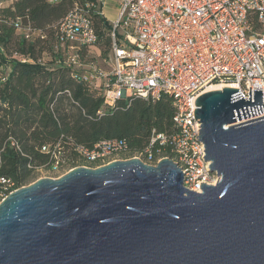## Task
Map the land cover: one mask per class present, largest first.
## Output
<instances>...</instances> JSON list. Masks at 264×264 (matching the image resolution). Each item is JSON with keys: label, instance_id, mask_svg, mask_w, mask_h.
I'll list each match as a JSON object with an SVG mask.
<instances>
[{"label": "water", "instance_id": "obj_1", "mask_svg": "<svg viewBox=\"0 0 264 264\" xmlns=\"http://www.w3.org/2000/svg\"><path fill=\"white\" fill-rule=\"evenodd\" d=\"M237 88L194 104L204 161L219 175L184 188L168 157L75 166L0 203V264H264V116ZM198 121V122H199Z\"/></svg>", "mask_w": 264, "mask_h": 264}, {"label": "built area", "instance_id": "obj_2", "mask_svg": "<svg viewBox=\"0 0 264 264\" xmlns=\"http://www.w3.org/2000/svg\"><path fill=\"white\" fill-rule=\"evenodd\" d=\"M110 1L73 3L55 26L56 61L72 69L71 77L90 93L102 97L104 108L120 101L129 106L135 97L152 102L167 97L173 109L171 124L164 131L152 128L140 150L116 138L102 139L92 148L72 144V153L60 141L43 145L40 151L50 164L35 172L44 170L56 178L80 164L96 167L138 158L155 165L168 157L180 168L184 188L200 193L201 183L214 185L219 175L204 161L194 101L207 86L221 84L237 88L244 100L250 87L251 102L253 90H262L264 106V0H113L115 9L106 14ZM95 15L109 22V49L101 62L90 49L98 42ZM12 24L25 38L39 34L18 20ZM262 116L264 111L234 124ZM21 186L0 176V203Z\"/></svg>", "mask_w": 264, "mask_h": 264}, {"label": "trees", "instance_id": "obj_3", "mask_svg": "<svg viewBox=\"0 0 264 264\" xmlns=\"http://www.w3.org/2000/svg\"><path fill=\"white\" fill-rule=\"evenodd\" d=\"M75 1L13 0L0 6V176L17 185L28 182L35 169L49 166V156L40 151L43 145L60 141L72 153V144L92 148L102 139L116 138L140 150L152 128L164 131L171 124L173 109L165 96L154 102L135 97L129 106L120 101L104 108L102 97L90 93L71 77L72 69L56 61L59 54L51 43L46 46L52 59L41 61L47 32L54 42L57 22ZM14 20L39 34L33 39L17 35ZM93 26L97 44L105 46L104 56L109 22L95 15Z\"/></svg>", "mask_w": 264, "mask_h": 264}, {"label": "rangeland", "instance_id": "obj_4", "mask_svg": "<svg viewBox=\"0 0 264 264\" xmlns=\"http://www.w3.org/2000/svg\"><path fill=\"white\" fill-rule=\"evenodd\" d=\"M13 0H0V6H5L7 4H10ZM115 6H116V3L115 1H110L108 2V6L104 8V11L106 14H109V13H113L114 9H115ZM16 34L18 35L19 32L18 31H15ZM36 35H32V39L35 38ZM48 44L46 43H43L42 45L44 46L45 49L41 50V53H40V58L43 62H50V60L52 59L51 56L49 55L50 54V50L48 47H50V43L52 44V46H54V43L55 41L53 42V34L51 32H47V38H46V41ZM48 45V47L46 46ZM105 48V46L102 44V43H99V44H96L95 46L91 47V51L94 52L95 54H99L98 58L99 59V62H101V58L103 57V49ZM102 56V57H101ZM105 56V55H104ZM82 165V164H80ZM49 174L46 172V171H37V172H34L32 177L30 178V180L28 182H26L24 185H27L31 182H33L34 180H36L37 178H40V177H48Z\"/></svg>", "mask_w": 264, "mask_h": 264}, {"label": "bare ground", "instance_id": "obj_5", "mask_svg": "<svg viewBox=\"0 0 264 264\" xmlns=\"http://www.w3.org/2000/svg\"><path fill=\"white\" fill-rule=\"evenodd\" d=\"M223 85L221 84H212L206 87L207 90H213V89H219L221 88Z\"/></svg>", "mask_w": 264, "mask_h": 264}]
</instances>
